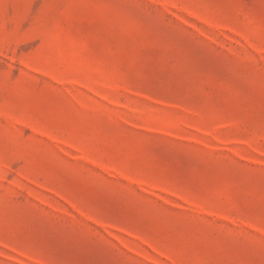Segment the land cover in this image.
I'll return each mask as SVG.
<instances>
[{
	"label": "rangeland",
	"instance_id": "1",
	"mask_svg": "<svg viewBox=\"0 0 264 264\" xmlns=\"http://www.w3.org/2000/svg\"><path fill=\"white\" fill-rule=\"evenodd\" d=\"M0 264H264V0H0Z\"/></svg>",
	"mask_w": 264,
	"mask_h": 264
}]
</instances>
